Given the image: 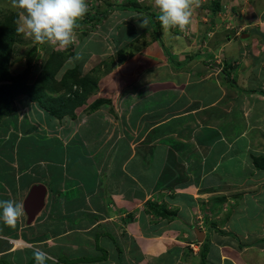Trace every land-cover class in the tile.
<instances>
[{
    "label": "crops",
    "instance_id": "obj_1",
    "mask_svg": "<svg viewBox=\"0 0 264 264\" xmlns=\"http://www.w3.org/2000/svg\"><path fill=\"white\" fill-rule=\"evenodd\" d=\"M222 5L212 16L211 28L193 27V14L187 36L176 28L164 35L153 14L145 30L126 21L117 24L119 14L113 10L105 17L103 31L117 36L118 49L128 53L122 61L114 54L103 60L109 50L104 40L85 37L74 45L69 58L81 55L72 63L79 77L91 73L96 80L87 100H105L102 108L114 113L99 108L100 118L82 132L50 144L54 148L62 141L65 161L77 159L65 150L71 144L79 147L85 164L72 161L74 166L65 171L59 159L61 171L49 170L50 177L34 176L28 183H23L26 171L18 166L17 144L22 141L5 139L14 147L8 158L11 166L0 176V200L23 203L25 209L34 186L46 192L43 211L33 221L25 210L14 227L0 221V264H36L37 250L47 253L46 264H91L82 261L89 253L94 264H244L242 255L264 264V215L257 211L264 207V186L255 180L241 183V177L264 181V144L261 153H252L258 138L264 139V53H255L251 66L242 65L245 48H259L264 37V6L259 12L252 0H222ZM128 7L117 10L127 15L132 12ZM144 13L136 11V19L144 20ZM235 20L240 29L229 28ZM125 29L131 34H124ZM169 34L178 35L170 39ZM150 47L152 57L144 52ZM221 54L228 57L221 72H208L209 57ZM142 55L143 60H133ZM109 61L113 68L103 71ZM176 64H185L187 72ZM133 66L137 72H129ZM90 172L96 183L87 190L75 175L86 179ZM53 174L59 175L61 185L56 190L45 183L57 179ZM237 191L239 211L225 226L241 229L208 223L203 206L209 210L216 197L223 205L232 202ZM247 211L254 215L247 218ZM198 229L205 233L201 241Z\"/></svg>",
    "mask_w": 264,
    "mask_h": 264
},
{
    "label": "rangeland",
    "instance_id": "obj_2",
    "mask_svg": "<svg viewBox=\"0 0 264 264\" xmlns=\"http://www.w3.org/2000/svg\"><path fill=\"white\" fill-rule=\"evenodd\" d=\"M131 1L132 0H129L128 2L127 0H86L88 4V12L82 20L78 21V27L75 30L76 31L75 42L66 49H54L48 44H36L31 39L26 38L23 34L16 33L15 40L13 41L14 43L13 55L8 65L9 72L14 76L12 77L14 81L12 88L15 89L16 93L13 97V103L11 105L12 113L10 115H5V116H2L0 114V176H2L5 170H8L9 167L11 166V165L9 166L8 158L11 156V153H13L12 148L14 147V145H11L10 142L5 141V139L13 140L16 138H20V141H22L20 144H17L19 148L17 152V155L19 156L18 166L20 167L21 170L26 171L25 174L27 177L24 178L23 183H28L27 179H31V177L34 176L37 179H41L44 176L50 177V174L48 173L49 170L52 169H60V171L62 170L60 163L58 161L59 159L64 160L65 158L63 156L64 148H60V143L62 141H59V143L54 148H50V144L53 143L54 141H57L55 139L58 140L68 139L73 135V133L79 132L80 130L82 132L83 127L86 126L90 121L94 119H98L96 116H99L100 118L101 113L98 112L99 108H100L99 110H103L106 113H111V114L114 113L112 108L103 109L102 106H104L103 105L104 103L100 105L101 103L99 101H95L94 103L89 102L87 100L88 98L87 95L83 96L79 102L75 101L72 105L66 108H60L65 100L71 99L73 96V93L71 92L72 88L69 86L71 84L70 82H68V85L65 84L64 86L60 85L59 83L61 81L63 74L67 70H71L72 68L77 67L75 66V64L72 63H66V65H63L55 75V80L52 81L51 83H48L49 86H51V89H48L45 92L46 101L48 103V104L46 103V105L51 108L40 107L39 102H37V100H34L32 98L31 96L32 94H30L29 91L25 90V87L32 86L34 84V81L37 78L38 74L41 72L43 65L46 64V62L51 58L53 54L59 53L61 55H64L63 58L64 60H66L67 58H69V55L72 54V52L74 51V45L85 37H86L85 40L87 41L91 39L92 41L97 40L98 42H103L102 40H104L105 42H107V44L109 45V50L108 51L106 50V54L108 56L104 57L103 60H106L108 57H110L113 54H114L113 57L115 55H118L121 49H118L117 47L118 45L117 44L118 41H116L117 36L115 35L113 36L112 34L107 35L103 31L104 27L107 28L106 26H104V20L109 13L112 15V11L115 10L117 11L115 14H119L115 19L116 21H118V22L115 21L117 24H121L122 22L126 21V22H130L132 25H134L133 23H135L140 26L142 21H138L136 19L137 18L136 11L135 13H132L134 12V10L131 9L132 12L126 15L125 12L117 10V8L120 6H128V5L131 6ZM137 1L140 4L139 8L145 11L143 15L144 20L148 21L147 25H151L150 20L152 18L150 17V15L151 14H153L154 16L159 15V10L155 7L154 0H137ZM201 1L202 0H200L199 7H196L193 10L195 22L192 25L195 28H197V25L198 26L200 25L201 29L202 28L205 29L210 27V22H212L211 21L212 16H215L217 14H214L213 11L209 9L211 6L209 7L203 6L205 3L209 2L210 0H206L205 2H201ZM253 3H255L256 5V10L260 12L262 7L264 6V0H252V4ZM220 5L222 9L223 7L222 0H220ZM229 5L230 4H228L227 6L228 9H230ZM9 15H13V17L17 16V18H15V21L18 19V11L12 9L10 0H0V20L2 18H5V16H9ZM213 22L215 21L213 20ZM137 25H135V27H132V29L138 27ZM236 25L237 22L235 20V23L229 25V28L234 26L235 30L240 29V27ZM16 27L17 25L15 23V29ZM142 28L143 30H145L146 27H142ZM202 30L200 31V35L202 34ZM256 30L258 31V29ZM128 31L129 30L125 29L123 33L127 34L128 36L129 33L131 34L132 32L131 30H130L131 32ZM181 32L183 35L186 36L188 35L187 29ZM208 33L209 31L207 32V34ZM254 33L255 32L253 31V34ZM148 34L149 33H147V35ZM177 35L178 34H173L170 36L169 34L170 39L173 36L176 37ZM144 36H141L139 40H143ZM201 37L202 35L200 36V38ZM198 39L199 38L195 39L194 41H198ZM115 42H116V46H115ZM258 46L259 48L253 50H249L248 47L245 48V50L243 51L244 52L243 58H246V61L242 62V65L244 67L245 66L248 67L251 66V64H254L256 60V57L254 55L255 53L258 54V57L264 53V37L263 39L260 40ZM144 52L146 56L152 57L154 53V49L150 47L148 48V50H144ZM166 52H168L169 56L173 58L172 51L170 50V48H167ZM222 54L221 56L219 55V56L209 57V59L212 58L210 59L209 64L211 62L210 65L213 64L212 65L213 67H210V65H208L207 66L209 70L208 72L217 73V74L221 72L220 68L221 69L223 68L222 62L226 61V59L228 58V57L226 58ZM30 57H31V61H29ZM143 58L145 57H143L142 55V58L140 59L134 58L133 60L137 62L143 60ZM69 59L67 60V62L69 61ZM109 64L110 61L109 63H104L102 66V70L104 71V69L106 68L107 71H111V69L113 68L112 65L113 66L116 65L114 60L110 67L108 66ZM214 65H216V67H214ZM175 67L181 68V71H185V72H187L188 70L187 67H185V64H182L180 66L176 64ZM137 69H138L137 66H133L129 72H137L138 71ZM125 70L127 69L125 68ZM122 71L123 69L120 70L119 68V73ZM123 84L125 85V83ZM72 87H73V91L76 90L79 92L82 91L80 87H78V85H73ZM101 101H105V100H101ZM109 110H111L112 112H109ZM75 137L78 138L79 135H76ZM75 141L76 140L73 138L71 142L75 144L76 143ZM260 143L264 144V139L258 138L257 145L253 146V152H252L253 155L262 152L263 146ZM24 147H28V150L24 149ZM65 151L77 155V159H70L69 161L64 160L66 164V168L64 169L65 171H70L71 167L74 166V164H72L71 166L72 161L78 160L80 163L85 164L86 160L83 158L84 156L83 153L79 151V147H76L75 145L71 144V146ZM51 152H54L55 154L53 155ZM79 171H77L76 174L79 173ZM66 174L68 176L70 175L68 173ZM91 174L93 173L90 172V174L88 175V177H86V179L81 178L80 175H75L76 177L81 179L82 185H85V189L87 190H89L90 187H93L96 183L95 179L93 178L94 176ZM51 176L56 177L57 179L55 180L48 179L49 182H45V183L52 189L56 190L61 186L60 183H58L59 175L53 174ZM241 180H242L241 183L242 182L247 183L255 180L254 183L255 185H259L261 187L264 186V181L262 183L257 178L254 179L253 177H248V178L241 177ZM87 182H89V184H87ZM100 183L102 185V181H100ZM241 187L248 188L249 185L243 184ZM238 194H240V191H237L235 193L234 195L235 198L232 200V202L229 201L224 205H223V200H219L220 198L216 197L210 200L211 204L209 210H207L208 205L206 207L203 206L202 215L206 214L205 216L207 218V222L214 223L216 221L219 222L221 226L223 225L222 227H224L226 223L229 222L228 217L235 214V211H239V209H235L237 202H239V200L235 201L236 197L239 196ZM169 199L170 198L167 199V202L169 201ZM247 199L250 200L251 197L249 196L247 197ZM160 201H164V200H160ZM80 203L83 204L84 200H80ZM244 204L245 203L242 202L241 200L240 206L243 207L245 206ZM203 205H205V203ZM257 211L263 213L264 215V207L259 206ZM171 212H174V210ZM253 215L254 212L252 211H247L246 213L247 218ZM235 217L237 218V215ZM69 221L72 222L71 227L76 225L74 224L75 222L73 221L72 218H69ZM238 222L241 223L242 220ZM225 227L228 228L229 231H234L235 229L236 230L241 229V226L238 225L235 226V229L231 226H225ZM253 238L254 237H252L251 239ZM244 249H248V248L244 247L243 251H245ZM89 255L91 256L93 254L89 253ZM90 256H87L86 257L87 259H83L82 260L83 263L94 264L95 261L94 257L93 256L90 257ZM240 258L242 259V261H246V263L244 264H261L258 261L254 262V259L251 258H248L247 260L243 255ZM99 260L101 261L103 259H99Z\"/></svg>",
    "mask_w": 264,
    "mask_h": 264
},
{
    "label": "clouds",
    "instance_id": "obj_3",
    "mask_svg": "<svg viewBox=\"0 0 264 264\" xmlns=\"http://www.w3.org/2000/svg\"><path fill=\"white\" fill-rule=\"evenodd\" d=\"M10 4L12 9L18 11L16 32L36 44H48L54 49H66L75 42L78 21L88 12L86 0H10ZM154 5L159 10L157 19L163 34L167 35L174 28L186 30L200 0H154ZM147 24V20H142L140 27H146ZM80 58L78 53L68 63ZM24 210L23 203L11 199L0 200V221L14 227L24 215ZM34 258L36 264H46L48 256L47 253L37 250Z\"/></svg>",
    "mask_w": 264,
    "mask_h": 264
},
{
    "label": "trees",
    "instance_id": "obj_4",
    "mask_svg": "<svg viewBox=\"0 0 264 264\" xmlns=\"http://www.w3.org/2000/svg\"><path fill=\"white\" fill-rule=\"evenodd\" d=\"M203 6H211L209 9L212 10L214 14H217L221 10L220 0H210ZM139 7V3L136 1H131V6L128 8L138 12L143 11ZM5 18L0 20V114L2 116L10 115L12 113L11 105L13 103V97L16 93L15 89L12 88L14 82L12 77L14 76L9 72L8 65L13 55V41L15 40V35L17 33L15 29V18H17V16L13 17V15H9L5 16ZM155 25L159 26L160 29V23L158 19H156ZM159 29L157 30L159 31ZM63 56L64 55L59 53L53 54L46 64L43 65L41 72L34 81V84L32 86L25 87V90L32 94V98L37 100V102L40 104L39 106L42 108H51L46 105L47 101L45 92L48 89H51V86H49L48 83H51L55 80V75L67 61L68 58L64 60ZM70 56H72V54H70L69 57ZM127 56L128 53L124 49L119 51L118 58L120 61H122L123 58H126ZM29 61H31V57L29 58ZM92 72L95 74L98 72V70L94 69ZM68 82L71 83L69 86L72 88L71 92L73 93V96L71 99L65 100L60 108H66L72 105L75 101L79 102L83 96L87 95L88 97L89 94L94 92L96 84V80L94 77H92L91 73L83 78H80L78 67L67 70L63 74L59 83L60 85L64 86L65 84L68 85ZM73 85H78L82 91H73ZM98 101L101 103L100 105L105 102L101 100ZM147 204H149L150 207H156L154 204Z\"/></svg>",
    "mask_w": 264,
    "mask_h": 264
},
{
    "label": "water",
    "instance_id": "obj_5",
    "mask_svg": "<svg viewBox=\"0 0 264 264\" xmlns=\"http://www.w3.org/2000/svg\"><path fill=\"white\" fill-rule=\"evenodd\" d=\"M31 194H29L28 199L25 202V211L27 212L28 216L32 219L43 210L44 208V199L43 193L46 192L44 187H37L32 190ZM198 235V240L201 241L205 237L204 233L196 230Z\"/></svg>",
    "mask_w": 264,
    "mask_h": 264
}]
</instances>
